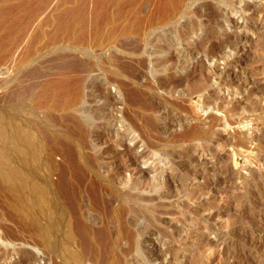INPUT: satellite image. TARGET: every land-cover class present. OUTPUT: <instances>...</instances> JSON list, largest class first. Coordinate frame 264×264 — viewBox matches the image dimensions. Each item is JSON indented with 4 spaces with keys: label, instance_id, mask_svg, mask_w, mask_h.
Returning a JSON list of instances; mask_svg holds the SVG:
<instances>
[{
    "label": "rangeland",
    "instance_id": "374dc122",
    "mask_svg": "<svg viewBox=\"0 0 264 264\" xmlns=\"http://www.w3.org/2000/svg\"><path fill=\"white\" fill-rule=\"evenodd\" d=\"M81 1L0 0V264H264V0L94 42Z\"/></svg>",
    "mask_w": 264,
    "mask_h": 264
},
{
    "label": "bare ground",
    "instance_id": "6f19581e",
    "mask_svg": "<svg viewBox=\"0 0 264 264\" xmlns=\"http://www.w3.org/2000/svg\"><path fill=\"white\" fill-rule=\"evenodd\" d=\"M183 1L184 0H158V1H156L154 8H152L153 11L151 10V12L149 14H147V16L144 17L140 13L141 9H139L140 7L138 6V0H93L92 6H89L88 0H83L80 2L78 7L71 10L70 14H73L75 16L74 21L78 18V20L79 21L81 20V22H82L81 29H80L81 35H82L81 39L85 40V41L88 39H91V41L93 40V42H94L98 39L99 33L102 31V28L108 24H111V26L106 31V37L105 38L107 40H109L110 38H112L116 34H118V35L119 34L127 35L130 33L137 34L140 31H142V29L145 27L146 24H149V23L150 24H157V23L169 20V18H171L172 15L178 14V10L180 9L181 4L184 3L186 0L184 2ZM228 1H229L228 3L230 5H233V3H234L233 0H228ZM89 3H90V1H89ZM213 8L215 9V7H213ZM245 9H247V10L249 9V11H250V8H245ZM252 9L253 10H251L252 12L249 16L245 17V15H244L245 18H247V19L252 18L253 19V17H255V16L264 17V8H257L256 7V8H252ZM228 14H229L228 11L226 9H223V8H218L217 10L215 9V11H213V9L210 10V8H209V11H206L201 16L203 18H204V16H207L208 19L210 18V19H212V21L215 20L214 23L219 25L222 21L228 20V17L230 15V14L229 15ZM74 16H73V18H74ZM120 18H126V23L124 25H120L118 23V19H120ZM201 26H203V25H201ZM239 49H240L239 47L235 46L234 50H235V52H237ZM237 58H239V57H237ZM232 61H234V60H232ZM64 82L65 83H63V84L58 83L54 87L49 88L47 90V95L50 97V99H52L53 101H56L57 103H60L61 105H68V104L73 105L80 98L81 92L76 89L73 92V94L70 95V97L68 99H66L65 97H67L69 95L72 86H70L69 83L67 84V81H64ZM77 88H78V85H77ZM252 93H253L252 89L250 88V90H248V93L246 95L247 99L249 97H251L250 95ZM211 128L205 129L204 132L208 134L212 130ZM200 132L202 133V130L197 129L195 133L201 134ZM205 133H203V134H205ZM1 135H2V133H1ZM78 168H80V167H78ZM81 178H83V177H81ZM64 183H66V182L64 181ZM70 186L71 185H69L68 187H70ZM68 191H70V189ZM70 192H67V195H66L67 197L71 196ZM74 194H76V193H74ZM95 194H96V192H94V195ZM194 234H195V232H194ZM185 241H187V240H185ZM175 258H177V257H175Z\"/></svg>",
    "mask_w": 264,
    "mask_h": 264
}]
</instances>
